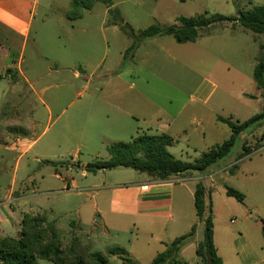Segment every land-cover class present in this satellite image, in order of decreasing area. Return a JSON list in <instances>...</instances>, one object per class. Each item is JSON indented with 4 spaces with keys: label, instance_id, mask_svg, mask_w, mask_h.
<instances>
[{
    "label": "rangeland",
    "instance_id": "1",
    "mask_svg": "<svg viewBox=\"0 0 264 264\" xmlns=\"http://www.w3.org/2000/svg\"><path fill=\"white\" fill-rule=\"evenodd\" d=\"M71 1L53 0L52 7L45 12H39L33 24L32 33L25 41L23 52L19 43L14 47L13 59L17 62L21 58L22 68L32 81L34 92L25 86V97H23V88L15 85L19 81V75L15 70L6 72L5 62L0 61V74L9 77L0 84V168L7 171V177L13 176L18 155L10 149L11 139L25 136L31 141L38 140L23 160V162L31 163L33 170L42 171L36 183L37 193L29 199L36 211L41 206L44 210L53 208L54 212L29 214L43 216L55 227L61 248L65 253L72 247L75 253L82 252L80 248H77L80 246L87 254L102 253L107 258L106 264H123V260L132 261L135 264H150L151 260L141 259L142 251L126 247L136 241L135 228L130 229L128 233H120L119 243L102 241L99 237H95L99 230L90 228L91 223L87 219H84L86 226L82 228L77 223L78 217L74 213L79 206L77 203L81 200L74 199L70 211L64 208L65 193L58 192L63 187V182L54 178L55 172L51 166L43 168V163L35 162L36 157L40 160L69 161L68 154H74L77 148L81 149V164L109 158L108 146L112 144L111 137L96 134L89 122V117L94 116L95 113L102 115L113 111L108 107L115 105L109 102V93L112 88L104 87L103 77L111 70L110 75L116 77L117 74L125 72L124 68L128 62H132L131 57L123 59L125 48L133 42L127 33L129 27L144 29L155 24L147 8L145 10L134 6L128 0H116V6L109 12L107 9L110 7L96 3L91 10L84 12L86 16L82 21L76 22L80 19L70 20L67 17ZM172 1L158 7L160 13H158L157 21L161 25H174L179 17L200 15L209 17L216 13L227 17L235 16L236 2L244 10L264 4V0H187L182 3ZM43 16L46 18L45 21L44 18L42 19ZM113 25L118 26L120 30H112L110 27ZM162 49L170 54L168 58L161 55ZM143 58L146 59V63L152 59L160 64L156 68H151L147 64L143 65L142 61H145ZM137 59H139L138 66H132L134 72L123 76L126 83L123 88H120V91L125 90V95L141 99L143 104L140 110V114H143L139 122L140 131L134 136L142 133L157 134L149 128L151 120L157 113L156 109L147 105L143 95L158 97L159 102L162 105L167 104L169 112L173 115L180 111L187 114L192 108L189 107L184 111L183 106L194 95L197 98L210 95L208 99L210 106L195 108L196 112H201L202 109L203 113L209 114L210 110H214L218 116L232 115L234 120L243 122L264 111V89H259L254 81V69L259 60H264V34H254L238 24L224 22L213 28L210 36L200 38L195 43L179 44L171 36L150 42L138 52ZM163 60L168 61L164 67L160 66ZM120 62L123 63L122 66H119ZM59 64L66 66L67 69L50 74V68L55 69ZM14 68L17 66L15 65ZM74 70L81 73L84 70L86 76L75 78ZM144 80L148 81L149 85L153 84L151 91L145 89ZM66 84H70L72 89L62 101L60 95ZM200 86L202 91L197 92ZM16 88L20 91H16ZM157 110L160 111L161 108ZM185 114L181 115V118L186 116ZM262 124L261 127H251L244 132L225 160L205 173H198L203 176L212 174V177L217 180L214 182L216 189L212 195L216 229L220 241L224 243V245L220 243L222 248L224 246L223 252L225 253L226 249L232 256H236L235 247L229 243L232 233L244 234L255 244L263 245L264 243L261 221L264 220V121ZM194 128L191 127L189 130V137H192L190 148L197 150L200 154L214 145L221 144L231 134L230 129L221 123L208 127L206 140L202 141V135L197 130L194 132ZM69 129L77 133L78 138H90L91 141L85 146L80 143H70L63 149L50 150L48 141L56 140L62 134L70 137ZM186 138L182 137L181 144L186 142ZM115 140L118 141L114 142H129L131 135H118ZM244 141L249 148L253 149V153L237 161L243 151ZM256 141L260 145L257 150ZM178 156H183L188 162L195 161L191 152H180ZM235 164L237 168L231 172ZM225 169L228 170V174L224 173ZM105 173V177L101 174L98 179L92 176L85 179L77 167L69 175L77 180L80 188L107 184L109 180L126 182L133 177L146 175L124 168L108 170ZM62 174L66 176L65 171ZM42 176L45 177L44 180ZM4 178L6 175L0 173V189L8 184L7 179ZM17 180H25V176L19 173ZM206 180L209 186L211 179L206 178ZM225 186L242 192L246 198L245 202L228 200L231 203L229 204L226 199L230 198L223 193ZM46 187L57 191L46 194L44 191ZM218 190L219 194H217ZM15 193L16 189L13 195ZM46 197L49 199L47 200ZM35 200H40L41 205H38ZM69 212L72 213L68 215ZM246 214L251 216L246 218ZM232 220H235L236 224L232 223ZM203 230L204 226L201 223L198 227L200 240L203 239ZM18 237L20 233L17 234ZM139 238L142 239L141 233ZM123 248H127V251L131 250L130 253L123 252ZM115 249L123 250L120 256L110 254ZM156 255L157 253H154L153 258ZM188 261L190 264H196L195 259ZM36 264L53 263L37 260Z\"/></svg>",
    "mask_w": 264,
    "mask_h": 264
},
{
    "label": "crops",
    "instance_id": "2",
    "mask_svg": "<svg viewBox=\"0 0 264 264\" xmlns=\"http://www.w3.org/2000/svg\"><path fill=\"white\" fill-rule=\"evenodd\" d=\"M128 1L132 2L134 6L142 7L145 10L147 8L149 15L155 23H159L157 21L159 18L158 13H160L158 12V7L173 2L172 0ZM175 1L182 3L187 0H174V2ZM52 5L53 0H0V61L5 62L6 72L8 70H15L19 75V81H17L15 85H19L23 88V97H25V86H27L31 92H34V87L27 72L22 68L21 58H19L17 62L13 59L14 47L19 43L18 45H20L22 48L21 51L23 52L25 41L32 33L33 24L35 20H37L39 12L47 11ZM115 6L116 0H113V5L108 8L107 11L109 12V10ZM85 16L86 14L76 22L82 21ZM42 19L45 21V16H43ZM127 21H129L128 18ZM130 26L132 25L130 24ZM110 28L114 31L120 30L116 25H113ZM132 28L135 32L142 30L134 28L133 26ZM167 37L168 36H161L143 41L137 49L132 62H128L125 65V72L117 74L116 77L110 75L112 70L105 74L103 77V84L105 86H103L112 88V91L109 93V102L114 103L115 105L108 106L110 109H113L111 112H106L102 115L100 113H95L94 116L89 117V122H91L96 134L101 136L104 135L103 137L110 136L112 143H116L114 142L118 141L115 140L116 136L128 134L131 135L132 139V137L140 131V117H143L141 116L143 114H140V110L141 107H143L141 106L143 104L141 99L136 96H127L125 95V90L120 91V88H123L126 83L123 76L134 72L132 71V66H138L139 61L137 60L139 59H137V54L142 48L150 44V42L163 40ZM127 48H125V50ZM161 51V55H165L167 58L170 56L167 50L162 49ZM143 60H145L142 61L143 65L147 64L149 67L151 66V68H156L160 64L155 63L152 59L149 63H146L147 61L145 58H143ZM167 62V60H163L160 66L164 67V65H167ZM15 65L17 68H14ZM122 65L123 63L120 62L119 66ZM66 69V66L59 64L55 69L50 68L49 72L50 74L59 73L62 72L61 70ZM74 76L75 78H78L86 76V73L84 70L82 73L74 70ZM136 77L138 78V76ZM8 78V76L0 74V84L5 82ZM143 82L147 91H151L150 89L154 87L153 84L149 85V82L146 80ZM71 89L72 87L70 84H66L63 93L60 95L62 101ZM197 89V92H201L202 86ZM17 90L20 91V89L16 88V91ZM143 97L146 99L145 101L147 102V105L154 107L157 112L155 113L153 120H151V126H149V128L156 131L157 134H168L174 138L175 143L170 146L168 150L177 159L186 161L183 156H178L180 152L184 151L186 153L191 152V155H193L192 157L195 159L200 156V153L197 152V150H192L190 148L192 147L190 145L192 137H189V130L191 127H195L194 132L197 130L202 135L201 140L204 141L206 140L208 127L221 124L217 119L218 114H216L214 110H210L211 113L209 114L203 113L202 109L201 112H196L195 110V108L209 107L210 104L208 99L210 95L205 98H203V96L201 98H197L195 95L191 96L190 100L185 103L183 107L184 111L189 107L192 109H189L187 114L180 111L175 115L169 112L167 104L162 105L161 102H159L158 97H150L147 95H143ZM165 100L167 101V98ZM144 106L146 105L144 104ZM159 107L161 108L160 111L157 110ZM183 114L186 116L181 118V115ZM69 134L71 135L70 137H68L67 134H62V136L58 137L56 140L48 141L47 145L50 146L49 149H63L70 143H80L85 146L91 141L90 138H78L77 133L72 129H69ZM183 136L187 138L186 142L181 144ZM10 141V149L17 153L18 157L15 162L12 177H7V171L0 168V173L4 176L6 175V178L4 179H7L8 181V184L0 189V233L3 236L17 238V234L21 231V222L25 214L32 212H46L48 214L49 211L52 213L54 211L53 208H45L44 210L41 206L40 209L36 211L32 207L29 199L30 196H34L37 193L38 186L36 183L38 175L39 173H42V171L37 172L36 170H33L31 168V163L28 161L23 162V160L28 156L38 140L31 141L25 136H18ZM80 150V148H77L74 154L69 153V161L40 160L36 157L35 162L43 163V168L51 166L55 172L54 178L63 182V187L58 192L65 193V202H63L64 208L69 210L72 207L71 204L74 199L81 200L77 203L79 206L74 213L78 217L77 223L82 228H85L86 224L84 219H87L91 223L90 228L94 227L96 231L99 230L95 234V237H99L102 241H116V243L121 239L119 236L120 233H128L130 229L135 228L139 234L141 233L142 239L139 238V234L136 232V241H133L130 246L126 247L132 249L136 248L137 250L142 251L141 259L143 261H153L154 253L158 254L165 251L166 244H169L176 238L188 233L192 227L196 225L197 231L195 238L180 251L179 261L183 264H190L188 260L195 259L196 264H201L196 255L197 245L201 241L198 237V227L201 223L199 222L195 210L194 194L198 182L203 181L207 186L208 182L206 178H210L211 184H209L207 188L212 190V194L208 195V198L212 202V195L216 189L214 182H217V180L212 177V174L203 176L199 175L197 172H192L185 176L172 177L165 181L153 180L147 175H142L143 177H133L126 182L119 183L111 182L109 180L107 184L103 183L99 186L80 188L77 180L69 175L75 170V168H79L81 176L85 179H88L90 176L98 179L101 174L104 176V174H106L105 172L108 171H99L97 174L88 173L85 170V166L88 162L83 164L80 162ZM64 157L60 158L64 159ZM49 163H55L57 166L55 167ZM63 171H65L66 176H63ZM19 173L22 176H25V180H17ZM224 173L228 174V170L225 169ZM44 178L45 177L42 176V180H44ZM15 189L16 193L13 195ZM44 191L47 194L57 190L46 187ZM72 192L78 193L73 194ZM223 193L226 194L225 189ZM16 194H18V196ZM217 194H219V190L217 191ZM229 198L230 199L226 200L231 204L228 200L235 199L231 197ZM46 199L48 200L49 197H46ZM39 201L40 200H35L38 205H41ZM71 213L72 212H69L68 215ZM213 214L214 244L219 256L222 258L223 264H264V243L263 245L255 244L244 234L235 235L232 233L229 239L230 245L232 244L235 247L234 253L236 256H232L230 251L227 252L226 249L224 253V246L222 248L220 244L222 243V245H224V243L220 241L216 229L214 206ZM250 216L251 214H246L245 217L249 218ZM99 220L101 223L100 225ZM261 221L264 222V220ZM231 222L236 224L235 220H232ZM262 234L264 236L263 226ZM123 249L126 253H130L131 251H127V248Z\"/></svg>",
    "mask_w": 264,
    "mask_h": 264
},
{
    "label": "trees",
    "instance_id": "3",
    "mask_svg": "<svg viewBox=\"0 0 264 264\" xmlns=\"http://www.w3.org/2000/svg\"><path fill=\"white\" fill-rule=\"evenodd\" d=\"M96 3L113 5V0H72L67 14L70 20L83 17L85 11L91 10ZM237 14L224 16L213 14L209 17L200 15L194 17H179L176 24L164 26L159 23L135 32L129 27L127 32L132 38V44L125 50L123 59L133 58L143 41L161 36H171L179 44L195 43L198 39L210 36L213 28L224 22L238 24L254 34H264V4L253 6L250 9H241L236 2ZM208 14V13H207ZM10 71V70H8ZM7 71V72H8ZM254 81L259 89H264V60H259L254 69ZM218 121L230 129V136L221 144H217L202 152L194 162L183 161L173 156L168 148L175 143L173 137L168 134L148 135L138 134L129 142H116L108 146L109 158L106 160L96 159L85 166V170L91 174H97L103 170H115L119 168L132 169L146 174L153 180L165 181L172 177H182L188 173H205L214 165L225 160L232 152L239 137L249 128L261 127L264 121V111L241 122L234 120L232 116H218ZM256 150L260 148L258 141L255 143ZM253 153L247 142L243 143V151L237 161ZM57 166L55 163H49ZM237 168L232 166L231 172ZM226 195L244 203L245 195L232 188L225 186ZM212 190L207 188L203 181H199L195 194L194 204L199 222L203 224V239L198 243L196 255L202 264H223L222 258L214 244V214L213 206L208 195ZM263 232H264V222ZM197 226L166 244V249L156 255L150 264H183L178 260L180 251L191 242L196 235ZM75 253L72 247L67 253L61 248L58 240V232L55 227L48 223L45 217L25 214L21 222L20 237L12 238L2 236L0 233V264H36L37 260L50 261L53 264H106L107 258L102 253L87 254ZM121 249H115L110 254H121ZM125 252V251H123ZM123 264H135L132 261L123 260Z\"/></svg>",
    "mask_w": 264,
    "mask_h": 264
}]
</instances>
